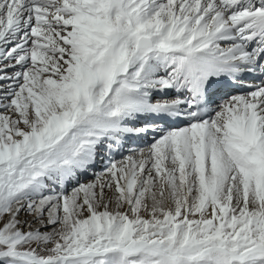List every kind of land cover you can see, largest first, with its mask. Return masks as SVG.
<instances>
[{"label":"snow or ice","instance_id":"1","mask_svg":"<svg viewBox=\"0 0 264 264\" xmlns=\"http://www.w3.org/2000/svg\"><path fill=\"white\" fill-rule=\"evenodd\" d=\"M0 264H264V0H0Z\"/></svg>","mask_w":264,"mask_h":264},{"label":"bare ground","instance_id":"2","mask_svg":"<svg viewBox=\"0 0 264 264\" xmlns=\"http://www.w3.org/2000/svg\"><path fill=\"white\" fill-rule=\"evenodd\" d=\"M256 79H257L256 77H252V76L245 77V80H246L247 82H249V83H254V82H256ZM248 90H250V89H248V88H231V89H226V90L220 92L218 95H219V98H220V99H223V98L226 97V94H227L228 92H231L232 94H235V93H237V92H243V91H248ZM154 135H156V134L150 132V133H148L147 136H140V137H135V138L130 139V140L125 144V145H126V146H125V150L122 151V152H117V153H115L114 158L117 160V159H119L120 157H122V155H127V154H129V153H128V149H131V148H133V147H135V148H143V147H145L148 143L151 142V137L154 136ZM106 163H107V160H105V161L102 162V163H100V162L98 161V163L96 164V166H95V168H94V171H96V172L99 171V172H100V169H103ZM88 177H91L90 174H88V175H84L83 178L81 177V181L85 180V179L88 178ZM88 179H89V178H88ZM91 179H92V178H91ZM69 185H70V184H69ZM70 186L73 187V186H74V183H72ZM69 189H71V188L69 187Z\"/></svg>","mask_w":264,"mask_h":264},{"label":"rangeland","instance_id":"3","mask_svg":"<svg viewBox=\"0 0 264 264\" xmlns=\"http://www.w3.org/2000/svg\"><path fill=\"white\" fill-rule=\"evenodd\" d=\"M126 146V145H125ZM119 159H121V157L119 158ZM119 159H117V160H119ZM105 160H107V158H105L104 160H102V161H99L100 163H102V162H104ZM103 169H100V172L102 171ZM99 172V171H98ZM91 176V175H90ZM82 178H83V176H82ZM89 178V179H88ZM88 178H86L85 180H83V181H86V180H91V178H93L92 176L91 177H88ZM71 185V184H70ZM69 185V187L71 188V186ZM70 190V189H69Z\"/></svg>","mask_w":264,"mask_h":264}]
</instances>
